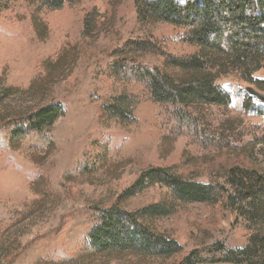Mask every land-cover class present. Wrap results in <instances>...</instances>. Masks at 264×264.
Returning <instances> with one entry per match:
<instances>
[{
  "label": "rangeland",
  "instance_id": "rangeland-1",
  "mask_svg": "<svg viewBox=\"0 0 264 264\" xmlns=\"http://www.w3.org/2000/svg\"><path fill=\"white\" fill-rule=\"evenodd\" d=\"M137 7L74 0L49 9L10 0L0 12V85L40 86L46 91L37 100L63 111L48 128L51 146L25 139L0 150V264H177L204 244L247 242L248 222L225 204L224 172L264 158V106L238 91L224 105L156 101L146 68L176 71L175 61L197 48L186 28L141 20ZM254 77L264 79V70ZM150 166L210 185L213 198L184 201L153 182L117 202ZM116 202L179 252H97L90 234Z\"/></svg>",
  "mask_w": 264,
  "mask_h": 264
},
{
  "label": "trees",
  "instance_id": "trees-1",
  "mask_svg": "<svg viewBox=\"0 0 264 264\" xmlns=\"http://www.w3.org/2000/svg\"><path fill=\"white\" fill-rule=\"evenodd\" d=\"M10 0H0V12ZM37 8L58 9L74 0H22ZM122 0H110L120 3ZM139 19L166 22L188 30V41L196 46L195 54L174 63L176 71L146 68L153 98L186 106L224 105L232 91L243 92L247 99L264 100L239 89L234 84L244 81L255 85L264 95V79L254 75L264 70V0H133ZM122 53V52H119ZM249 87V86H248ZM46 89L28 86L0 85V150L17 149L25 139L36 146H51L48 128L62 114L60 103L43 104L36 94ZM38 95V94H37ZM31 102L24 106L23 100ZM228 187L225 204L242 216L251 233L244 246L226 248L221 242L196 247L181 257L177 264H264V158L253 165L235 164L225 172ZM172 166H150L117 196V202L146 183L161 182L172 188L184 201L208 202L213 198L210 185L191 182ZM117 202L104 209L101 225L90 234L96 251L140 252L144 255L173 256L179 245L173 240L149 232L119 210Z\"/></svg>",
  "mask_w": 264,
  "mask_h": 264
},
{
  "label": "water",
  "instance_id": "water-1",
  "mask_svg": "<svg viewBox=\"0 0 264 264\" xmlns=\"http://www.w3.org/2000/svg\"><path fill=\"white\" fill-rule=\"evenodd\" d=\"M246 91L249 93V94H252L254 96H256L257 98H259L260 100H264V95L257 92L256 90H254L253 88L251 87H247L246 88Z\"/></svg>",
  "mask_w": 264,
  "mask_h": 264
}]
</instances>
